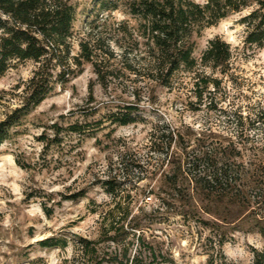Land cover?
Here are the masks:
<instances>
[{"label": "rangeland", "instance_id": "rangeland-1", "mask_svg": "<svg viewBox=\"0 0 264 264\" xmlns=\"http://www.w3.org/2000/svg\"><path fill=\"white\" fill-rule=\"evenodd\" d=\"M68 1L75 7L71 55L80 52L81 41L87 42L93 59L102 60L104 70L112 73L101 82L89 61L72 65L73 72L63 76L55 67L44 99L0 144V264H61L72 258L78 237L98 236L99 216L91 208L112 206L102 184L109 176L115 183L124 181L122 192L138 199L133 212L152 211L144 223L146 237L162 250L168 264H205L222 238L224 257L215 264H252L253 249L264 247V234L257 231L264 225V123L256 117L264 105V48L244 44V26L238 20L246 10L229 14L194 37L196 58L217 35L232 50L228 70L203 69L219 83L200 85L199 96L194 82L203 75L193 70H177L172 84L164 85L145 69L147 61L139 60L140 55L127 60L139 61L138 69L124 65L123 46L136 37L116 31L121 20L129 27L135 22L124 6L108 14L101 13L98 0ZM107 49L112 56H106ZM36 66L30 59L17 61L0 75V119L24 103ZM127 105L134 107L131 116L136 121L113 123L110 114L125 112ZM73 124L80 132L71 130ZM173 128L190 137L193 154L229 143L228 164L239 171L247 198L220 201L193 183L192 211L180 213L178 203L164 214L153 211L154 196L145 195L166 164L140 174L144 179L135 183L136 172L123 177L128 170L117 163L118 155L130 159L134 153L142 162L156 163L166 152L159 143L166 136L159 135ZM153 139L159 143L157 151L150 146ZM48 237L53 245L39 244Z\"/></svg>", "mask_w": 264, "mask_h": 264}, {"label": "trees", "instance_id": "trees-1", "mask_svg": "<svg viewBox=\"0 0 264 264\" xmlns=\"http://www.w3.org/2000/svg\"><path fill=\"white\" fill-rule=\"evenodd\" d=\"M98 3L101 13L106 11L110 14L120 6L128 9L135 22L129 27L128 21L121 20L116 31L128 36L136 33V37L131 45L123 46V63L132 70L138 69L135 67H140L136 64L139 61L127 60L132 54L134 57L140 55L139 60L147 61L145 69L164 85L172 84L171 77L180 69L193 70L198 77L203 75L195 80V89H200V85L205 87L209 82L218 85L219 82L207 77L203 69L228 70L231 46L220 36H214L196 58L193 55L194 37L229 14L246 10L238 20L244 26V44L249 48H264V0H98ZM74 17L75 7L68 0H0V75L17 61L30 59L37 63L27 83L24 103L0 119V144L9 138L10 130L21 123V118L44 99L50 90L55 67L60 68L63 76L73 72L72 65L77 67L83 61H89L101 82L112 73V70H104L102 60L97 62L93 59L87 42L81 41L80 52L71 55ZM115 41L118 42L117 39ZM108 55H113L109 49L106 50ZM197 95H201V89ZM125 108L128 109L125 112L110 114L113 123L125 125L136 121V116H131L134 107L127 105ZM256 115L257 120L264 123V105ZM71 130L80 132L81 129L73 124ZM166 133L159 135L166 136V141H159L166 152L156 163L142 162L134 153L130 159H125L122 153L118 155L117 163L128 170L123 177L136 172L135 183L144 179L139 177L140 174L148 175L166 164L158 183L151 186L145 195L154 196L156 206L153 211L164 214L174 203H178L180 213L192 211L193 183L201 192L220 201L225 198L243 201L247 198L238 182L239 171L228 164L229 143L218 142L204 152L193 154L189 136L174 128L167 129ZM155 140L150 146L157 151L155 144L159 143ZM260 177L264 180V166ZM102 184L111 196L112 206L105 203L102 208H98L101 205L91 208L99 216L98 236L78 237L74 242L73 257L64 258L61 264H168L170 260L162 250L155 248L146 237L148 225L144 223L153 216L152 211L148 215L133 212L138 199L122 192L124 181L115 183V179L109 176ZM146 204L144 202L143 206ZM143 206L140 205L138 210L141 211ZM257 231L264 234V225L258 226ZM52 241L53 238L48 237L40 240L39 244L50 246ZM223 242V238L218 240L219 248L209 254L205 264H215L218 257H224L221 250ZM252 264H264V247L253 249Z\"/></svg>", "mask_w": 264, "mask_h": 264}]
</instances>
